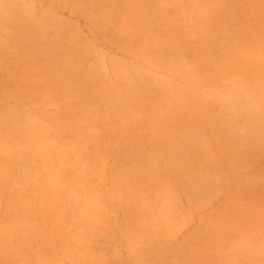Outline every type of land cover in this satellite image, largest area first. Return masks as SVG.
I'll return each instance as SVG.
<instances>
[{"label":"bare ground","instance_id":"obj_1","mask_svg":"<svg viewBox=\"0 0 264 264\" xmlns=\"http://www.w3.org/2000/svg\"><path fill=\"white\" fill-rule=\"evenodd\" d=\"M7 1L0 0V5ZM251 1L258 12L263 11L264 0ZM230 3L231 0H134V8L121 20L126 29V44L122 45L148 66H169L185 78L187 86H175L137 64L116 62L118 82L101 88L104 97L57 115L54 120L59 123L55 125L30 122L27 113L11 110L17 119L4 125L17 137L9 148L1 145L4 141L0 138L3 156L10 159L18 148L29 144L37 164L25 190L18 194L5 188L10 197L1 227L0 257L14 264L16 258L24 257L23 262H27L31 256V260L47 264L46 256L59 255L62 250L71 264H116L110 241L121 235L112 232V212L125 205L129 217L123 236L129 241L130 264H145L153 258L155 245L175 233L181 215V207L174 200L177 184L196 206L231 183L241 187L245 182V190L252 185V179L241 175L254 156L264 152V129H260L264 121L258 119L264 109V59L251 53L252 46L260 40L258 29L264 21L260 17L235 32L233 21L227 18ZM173 8L178 12L174 14ZM79 40L55 36L39 52L52 55L58 71L74 72L82 79L74 89L78 97L73 102L97 87L96 68L84 72L89 45L83 49L77 46ZM132 41L135 45L128 46ZM65 46L68 47L62 50ZM157 87L161 96L155 102H145ZM162 100L170 105L156 113V132L150 148L134 145L128 154L120 149L114 162L113 182L103 194L98 186L99 172L110 148L113 144L119 147L123 137L131 138L133 128L140 126L138 121L135 126L131 122L147 108L153 112ZM118 124H126V128L100 134ZM29 130L32 131L28 133ZM21 134L26 136L21 138ZM209 136L219 143L217 155L208 151ZM129 179H134L135 184L127 192L124 184ZM6 186L10 187L9 182ZM37 207L42 208V218L22 222L28 210ZM60 209L66 211L65 217L54 215ZM216 219L211 222L201 252L187 261L190 264H200L204 257L220 249L227 240L219 236L222 232L231 233L233 242L237 241L226 218ZM38 225L44 231L41 236L30 233ZM44 238H58L62 245L59 252L47 249L45 242L39 241ZM33 244L42 248L35 253ZM261 247L246 252L248 263L256 262L251 257L261 253L264 246ZM154 260L152 264L173 262L166 253L156 255ZM224 262L240 264L232 255H227Z\"/></svg>","mask_w":264,"mask_h":264},{"label":"rangeland","instance_id":"obj_2","mask_svg":"<svg viewBox=\"0 0 264 264\" xmlns=\"http://www.w3.org/2000/svg\"><path fill=\"white\" fill-rule=\"evenodd\" d=\"M133 1L9 0L0 5V138L4 141L1 142L2 146L13 147L17 137L16 133L7 132L4 125V123L12 124L17 119L11 110L27 113L26 119L30 122L39 121L45 125H55L59 123L58 120H54L57 115L69 112L79 104L83 106L90 100L98 102L104 97L105 92L100 91L101 88L118 82L114 72L116 62L137 64L157 78L169 79L175 86H187L185 78L172 72L169 66L160 68L148 66L140 56L122 45L126 44L124 38L126 29L121 20L134 8ZM177 10L173 8L171 11L175 14ZM227 18L233 21L235 32H237L244 24L253 23L256 19L260 18L259 20L264 21V9L258 12V7L251 0H231ZM258 35L260 40L252 46L251 53L253 56H258L257 58L264 59V24L259 26ZM55 36L80 39L77 46L83 49L85 45H89L84 72L86 73L91 67L96 68L97 87L91 89L92 92H86L78 101L72 100L78 97L74 89L82 79L77 78L74 72L58 71L55 64L57 60L52 55L39 53L42 47L52 42ZM134 45L135 42L132 41L128 46ZM67 47L65 46L62 50ZM125 90L127 89L124 88L122 91ZM159 96L161 91L160 87H157L155 90L152 89V94L149 92L145 102H155ZM90 105L91 103L87 107ZM169 105V101L162 100L155 106L153 112H150L148 108L142 111L141 116H136L134 122H131L133 126L137 121L140 124L138 129L133 128L131 138L123 137L119 147L113 144L110 148L99 172L98 186L103 194L113 182V167L118 151L121 149L128 154L134 145L148 150L151 146L150 140L156 132V113ZM74 114L80 116V113ZM260 115L261 118L258 119L264 121V109ZM125 128L126 124H118L101 130L100 134H114ZM260 129H264V125ZM31 131L29 130L28 133ZM25 134H21V138L25 137ZM207 140L209 153L219 154L220 148L216 138L209 136ZM32 153L31 145L27 144L26 148H18L17 152L8 159L3 156L4 153L0 148V236L3 220L7 216L9 191L19 194V190H25L27 182L34 178L31 170L37 163ZM246 177L252 179V185H248L247 190H245V182H242L241 187L231 183L228 188L207 198L198 206L190 202L184 188L177 184L173 191L174 200L181 207L179 223L175 233L155 245L153 258L147 260L145 264H152L156 260L154 257L162 253H166L167 257L171 256L173 262L167 260V263L161 262V264H190L187 261L197 257L196 254L204 247L207 232L211 230V222H215L216 218L221 216L226 218V224L234 228L237 241L233 242L231 233L227 235L224 232L220 233L219 236L227 237V240L220 245V249L204 257L200 264H225L223 261L227 255H232L240 264H251L248 263L249 257L246 252L255 251L256 248L264 246V152L255 155L250 165L242 170L241 178ZM7 182L10 187L6 186ZM134 184V179L125 182L127 192L131 191ZM5 188H9V191ZM119 206L112 212L115 219L112 232L121 235L110 241V248L114 255L112 261L116 260V264H130V245L128 239L123 236L129 213L124 210L125 205ZM127 209L131 211V207ZM28 211L30 213L22 217V222L32 218H42L41 207ZM65 212L60 209L54 211V215L65 217ZM41 228V225H38L30 233L41 236L44 234ZM5 237L6 240L9 238L7 235ZM39 241L45 242L44 246L46 245L47 249L52 251L59 252V247L62 246L58 238H44ZM42 247L39 244H33L31 249L36 253ZM166 249L169 251L164 252ZM44 250L46 248H43ZM46 258L47 264H71V260L62 250L59 255H49ZM251 258L256 261L253 264H264V249ZM22 259L24 257L14 259V264H39L31 260V256L27 257V262H23ZM0 264H13V262L6 257H0Z\"/></svg>","mask_w":264,"mask_h":264}]
</instances>
